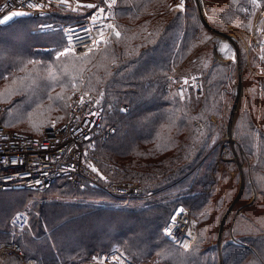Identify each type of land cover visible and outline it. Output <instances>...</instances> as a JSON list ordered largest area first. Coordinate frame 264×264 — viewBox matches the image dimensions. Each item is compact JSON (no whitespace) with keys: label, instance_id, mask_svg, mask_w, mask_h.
<instances>
[{"label":"trees","instance_id":"16d2710c","mask_svg":"<svg viewBox=\"0 0 264 264\" xmlns=\"http://www.w3.org/2000/svg\"><path fill=\"white\" fill-rule=\"evenodd\" d=\"M251 1L203 3L213 29H233L242 69L233 140L248 163L242 170V190L223 224L220 249L218 225L240 183L236 163L218 158L222 115L234 98V67L214 60L213 35L201 23L193 0H183L182 11L173 9L178 0H115L113 32L102 46L80 56L59 53L65 48L61 30L37 29L68 14L19 18L0 26V88L7 89L0 90V123L39 135L62 123L74 92L91 93L99 100L104 125L116 127L112 137L95 141L92 158L109 182H138L145 193H152L118 206L121 201L99 189H72L63 182L45 192L32 191L49 197L2 192L0 201L13 206L0 214V241L13 240L27 258L41 264H82L93 254L109 255L114 249L136 264H264V80L258 91L247 64L262 63L251 51H241L254 19ZM12 34L20 42L9 50ZM189 72L201 75L202 94L189 91L180 98L175 86ZM169 81L172 89L166 92ZM212 116L218 117L216 123ZM176 205L196 221L195 238L186 251L162 233ZM22 208L28 226L11 236L9 221ZM105 219L115 224L102 243L62 241L67 228L84 234L75 223L104 224ZM122 222L129 226L124 229ZM141 224L151 229L140 233L136 228ZM0 264L20 263L10 255L1 257Z\"/></svg>","mask_w":264,"mask_h":264},{"label":"built area","instance_id":"2783aa9c","mask_svg":"<svg viewBox=\"0 0 264 264\" xmlns=\"http://www.w3.org/2000/svg\"><path fill=\"white\" fill-rule=\"evenodd\" d=\"M89 4L96 7H83ZM114 7L115 0H104L102 4L85 0H4L0 2V26L19 18H56L59 12L68 14L67 19L58 23H40L38 31L61 30L65 38L64 51L80 56L105 43L111 35L114 30ZM225 39L233 49L235 42L230 40V36H225ZM170 81L164 86L166 92L172 87ZM187 90L196 95L201 93L199 76L188 74L181 79L176 86L178 96L182 97ZM122 108L127 110L128 107L124 105ZM104 118L98 98L79 91L71 97L67 120L43 130L39 135L13 130L0 123V193L41 192L63 182L72 189L86 186L99 189L121 201L120 205L131 200L148 199L150 194L145 193L137 182H109L90 158L95 141H105L116 132L114 125H104ZM194 126L198 127L199 123ZM231 138L228 140L230 144L234 142ZM173 214L164 233H177L179 247L187 248L193 237L191 231L185 230L190 217L183 207H177ZM11 224L17 230L25 229L28 224L26 213L14 214ZM9 255L24 264H38L27 258L14 242H0V257Z\"/></svg>","mask_w":264,"mask_h":264},{"label":"rangeland","instance_id":"374dc122","mask_svg":"<svg viewBox=\"0 0 264 264\" xmlns=\"http://www.w3.org/2000/svg\"><path fill=\"white\" fill-rule=\"evenodd\" d=\"M193 1H194L195 5H196V0H193ZM251 2H252L253 12H254V19H253V23L251 25V28L247 31V33H248L247 34V42L246 43H242V47H241L242 50L241 51H244V52H247V53L249 51H251V53H253L257 57V60L259 62H261L262 64H264V31H262V28H264V27H262V22H264V0H252ZM203 3H204V0H202V4L200 2L201 9H200V7L198 5H196V8H197L198 16L200 17L201 23L206 28H208V30L213 35L212 39H211V42L214 43V47L212 49V56H213L214 60H216L217 62L225 63V65H227V66L233 65V67H234V78L231 81V86H232V91H233V94H234V98H233V102L227 106V108L225 110V113L222 115L223 116L222 117V121H221V124H222V126H221L222 135H221V140L218 143L220 145V153H219V157L218 158H219V160H230V161L232 160L234 162V154L236 155L237 160H239L238 161V164L240 166V169L238 168L239 169V173L241 172L240 173V183H239V187H238V189L240 191L242 178H243V173H242L243 166H244L245 163L246 164L248 163V160H246L245 155H244V153H243V151H242V149L240 147H238V148L241 149V152L239 151V149L236 150V148H235L236 143L235 142L232 141L233 143L230 144V142L227 140V131H228L229 125H232V131H231L232 136L231 137H233L234 117H235L236 110L238 109L239 101H240V98H241V95H242V92H243L242 69H241V65H240V53H239V50H238L237 45H236L237 42H236V38H235V35H234V31H233V29L230 26H227L228 31L222 32V31H217V30L213 29L207 23V21H206V13H205V10H204ZM173 9L175 11H182L183 10V0H178V2L176 3V5L174 6ZM223 35L230 36V40L235 42L233 49L231 48V45H230L231 43H228V41L225 39V36H223ZM19 42H20V39H19L18 35L12 34V36L10 38V41L8 42L12 46H8V49L11 50L13 47L16 46V44H19ZM5 43H7V42H5ZM103 44L104 43L98 45L97 47L99 48ZM235 45H236V47H235ZM64 49H62L59 53H66L67 51H64ZM248 62L251 63V61H248ZM262 64L260 65L258 63V65L255 66V67H253V66L249 67V63L247 64L248 70L253 75V78L255 80H257L258 91H260V89H261V80H264V65H262ZM192 73L193 72H189L187 74H192ZM193 74L199 76L200 79H201V83H202L201 75L199 73H193ZM181 77H183V76H181ZM171 89H172V87H170V90ZM0 90L3 91V92L7 91V89H4V88H0ZM79 91H81V90H79ZM79 91H76V92H79ZM76 92H74V93H76ZM201 94H202V91H201V93L199 95H201ZM1 95L2 94L0 93V96ZM72 95H71V97H72ZM199 95H197V96H199ZM3 97H6V96L3 95ZM71 97L69 98L68 104H67L66 118L63 119L61 122L66 121L67 118H68V109H69V103H70ZM233 110H235L234 113H232ZM231 117H232V119H230ZM211 119H212V121L214 123H216L218 117L212 116ZM196 122L199 123L198 128H200L201 127V123L199 121H196ZM27 128L30 130L29 127H27ZM230 139L232 140V138H230ZM90 158L94 161V159L92 158L91 154H90ZM95 164H96V162H95ZM236 165H237V163H236ZM97 167H98V165H97ZM237 167H238V165H237ZM98 169H99V167H98ZM241 174H242V178H241ZM57 184L58 183H56L55 185H57ZM217 189H218V185H217ZM212 190H214V189H212ZM239 191H238V193H239ZM30 192H32V191H27L26 190L23 193L31 194ZM44 192H42V193H44ZM32 193H33V195H37V197H49V196L52 195V194L41 195L42 193H40V192H37V193L32 192ZM238 193L234 197V200L237 198ZM149 194H150V196L152 195V193H149ZM253 199H254V197H252L250 202L253 201ZM136 200H142V199H136ZM234 200H233V202H231L228 205V208L226 209V211L224 212V214L222 215V217L220 219V222H219V225H218V232H217V236L218 237H219L220 223H221L222 220L225 221L227 215H229V212H228L227 215L225 216L226 212L229 209H230V212H231V209H232V207H233V205L235 203ZM28 202H29V204L33 203L32 201H28ZM12 206H13V203L11 201H0V214L2 212L9 211ZM26 206L27 207L25 208V210L28 213V210H29L28 209V204ZM177 207L185 208L182 205H176L175 208L172 211V214H171L170 218L173 217L172 215H174L173 213H174V211H175V209ZM23 209L24 208L17 209L13 213V215L16 214V213H20V212H25L26 213V211L23 210ZM239 211H240V209H237L236 212H239ZM27 213H26V215H27ZM187 214H188V211H187ZM54 215H57V214H54ZM170 218H169V220H170ZM105 220H106V222L104 224L101 223V222H98V221H86L82 225L79 224V223H75L74 222L75 223L74 226L77 225L78 227L79 226L82 227V229L84 231V234L80 235L79 233L74 232L73 228H70V229L67 228L66 231L64 230L65 232H68V235H66V238H64L62 240L59 237V239L64 241V243L67 244V245H70V244L74 245V244H76V242H82L84 244L85 243H89V242L102 243L103 240H104V237L105 236L107 237L108 234H109L108 227L110 225H114L115 224L114 222H111V221L109 222V220H107V219H105ZM190 220L191 221L187 223V228L185 230L186 231H191V233L193 235V237H192V241H193V238H195V232H196V230H195L196 221L192 217H190ZM9 223H10L9 226L11 228L10 229L11 230V236H13L15 233L17 234V233L22 231V230H17V229H15L12 226L11 219H10ZM120 224L122 225V227L124 229L129 226V225H125L123 222L120 223ZM166 226L167 225L164 226L163 230L165 229ZM222 228H224V226H222ZM136 229L140 233H144V232L149 231L151 229V227L149 225H148V227H146L143 224H141V225H138ZM163 230H162V233L165 236L166 234L163 232ZM166 236L165 237L169 240V242L173 243L177 248H180L183 251L188 250L190 245H191V243H192V242H190V244H189V246L187 248H181V247H179V241H180L179 238L180 237L178 236L177 233H173L172 235H166ZM2 241H7V240H2ZM7 242H14V241L10 240V241H7ZM218 242H219V239L217 241V245H218ZM221 244H222V242H220V245ZM2 257H4V256H2ZM129 259H130L129 256H127L126 254L121 252L119 249H114L113 253L109 254V255L108 254H102V255L93 254V255L90 256V258H89V260L87 262H82V264H136V263L130 262ZM16 260L20 264H24V262H22V261H20L18 259H16ZM35 262H37L38 264H41V263H39L36 260H35ZM128 262H130V263H128ZM137 264H139V263H137ZM140 264H157V263L156 262L147 261V262H143V263H140ZM219 264H220V260H219Z\"/></svg>","mask_w":264,"mask_h":264},{"label":"water","instance_id":"95a60500","mask_svg":"<svg viewBox=\"0 0 264 264\" xmlns=\"http://www.w3.org/2000/svg\"><path fill=\"white\" fill-rule=\"evenodd\" d=\"M201 1H202V0H199V1L196 0V5H198V6L200 7V9H201V6L199 5V3H200ZM198 6H197V7H198ZM234 112H235V110H233L232 113H234ZM230 119H232V117H231ZM231 136H232V133H231ZM238 149H239V151L241 152V149H240V148H238ZM234 162L237 163L238 168L240 169V166H239V164H238V160H237L235 154H234ZM240 173H241V172H240ZM241 178H242V174H241ZM242 186H243V178H242L241 188H240V191H239L238 195L240 194V192H241V190H242ZM238 195H237V197H238ZM236 200H237V198L234 200V202H235ZM253 200H254V199H253ZM228 212H230V209L226 212L225 216L227 215ZM225 216H224V217H225ZM223 223H224V221L222 220L221 223H220V227H219V237H218L219 242H218V249H220L221 231H222ZM220 264H222V262H220Z\"/></svg>","mask_w":264,"mask_h":264},{"label":"bare ground","instance_id":"6f19581e","mask_svg":"<svg viewBox=\"0 0 264 264\" xmlns=\"http://www.w3.org/2000/svg\"><path fill=\"white\" fill-rule=\"evenodd\" d=\"M199 1V0H197ZM201 4H202V1H201ZM200 5V3H199ZM217 33V32H216ZM218 34V33H217ZM220 35V34H219ZM231 131H232V125H229V128H228V131H227V140H231ZM230 136V137H229ZM239 161V160H238ZM0 242H7V241H0Z\"/></svg>","mask_w":264,"mask_h":264},{"label":"snow or ice","instance_id":"6c2138e0","mask_svg":"<svg viewBox=\"0 0 264 264\" xmlns=\"http://www.w3.org/2000/svg\"><path fill=\"white\" fill-rule=\"evenodd\" d=\"M29 6H32V7H35V5H29ZM83 7H87V8H94L96 7L95 5H83ZM102 11V10H101ZM15 15H24V13H15ZM117 35H119V33H117ZM94 39V38H93Z\"/></svg>","mask_w":264,"mask_h":264}]
</instances>
